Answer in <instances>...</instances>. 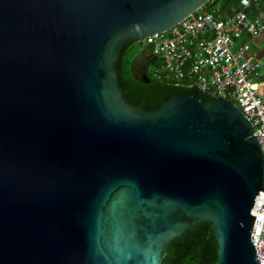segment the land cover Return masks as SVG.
Segmentation results:
<instances>
[{
  "label": "water",
  "instance_id": "95a60500",
  "mask_svg": "<svg viewBox=\"0 0 264 264\" xmlns=\"http://www.w3.org/2000/svg\"><path fill=\"white\" fill-rule=\"evenodd\" d=\"M209 0H0V264H163L208 222L215 264H262L251 241L264 152L229 99L123 98L124 43ZM156 56L143 48L135 79Z\"/></svg>",
  "mask_w": 264,
  "mask_h": 264
},
{
  "label": "built area",
  "instance_id": "2783aa9c",
  "mask_svg": "<svg viewBox=\"0 0 264 264\" xmlns=\"http://www.w3.org/2000/svg\"><path fill=\"white\" fill-rule=\"evenodd\" d=\"M232 1L229 12L209 10L207 2L168 30L136 42L149 46L159 61L151 72L154 78L234 102L251 122L264 152V97L256 82L262 63L248 42H238L244 32L264 30L260 19L250 16L251 8H258L262 0ZM254 212L251 241L264 264V190L255 200Z\"/></svg>",
  "mask_w": 264,
  "mask_h": 264
},
{
  "label": "trees",
  "instance_id": "16d2710c",
  "mask_svg": "<svg viewBox=\"0 0 264 264\" xmlns=\"http://www.w3.org/2000/svg\"><path fill=\"white\" fill-rule=\"evenodd\" d=\"M220 4L219 11L229 12L232 0H215L208 2L207 7L211 8ZM151 51V48H149ZM126 48L118 55L116 62V75L120 85V91L127 103L136 106L140 110L152 111L158 109L167 95L172 93L191 94L193 90L181 89L169 85L165 81L154 78L149 72L151 78L149 83H143L134 78L126 61ZM133 62V61H132ZM156 65L159 61L156 59ZM202 97L207 100L214 98L201 93ZM198 231L194 233L187 229L183 235L169 244L163 264H215L217 257V242L215 240L212 227L209 223L197 225ZM196 262V263H195Z\"/></svg>",
  "mask_w": 264,
  "mask_h": 264
},
{
  "label": "crops",
  "instance_id": "0c3cea01",
  "mask_svg": "<svg viewBox=\"0 0 264 264\" xmlns=\"http://www.w3.org/2000/svg\"><path fill=\"white\" fill-rule=\"evenodd\" d=\"M250 16H255L260 19L264 25V0L258 8H251ZM238 42H248L250 44L251 53L254 54L262 63L260 76L256 79L259 85V93L264 97V30L260 33L244 32L238 39Z\"/></svg>",
  "mask_w": 264,
  "mask_h": 264
},
{
  "label": "rangeland",
  "instance_id": "374dc122",
  "mask_svg": "<svg viewBox=\"0 0 264 264\" xmlns=\"http://www.w3.org/2000/svg\"><path fill=\"white\" fill-rule=\"evenodd\" d=\"M220 4H217L215 6H212L211 8H209V10H218L219 9ZM150 48L149 46L145 45L142 41L139 42H135L134 44L131 45V47L126 51V61L129 62V67L131 69V65H132V61L133 59L138 55V53L143 49V48ZM154 66H156L155 62H151L149 67H148V72L151 74L152 70L155 68Z\"/></svg>",
  "mask_w": 264,
  "mask_h": 264
},
{
  "label": "flooded vegetation",
  "instance_id": "af4514ba",
  "mask_svg": "<svg viewBox=\"0 0 264 264\" xmlns=\"http://www.w3.org/2000/svg\"><path fill=\"white\" fill-rule=\"evenodd\" d=\"M136 41L135 40H130V41H128V42H126V43H124V45H123V47H122V50L124 49V48H126V51L131 47V45L132 44H134ZM146 49H148L149 50V48L148 47H146ZM121 50V51H122ZM120 51V52H121ZM150 51V50H149ZM203 223H208V222H201V223H197L196 225H195V229L194 230H191L193 233L195 232V231H198V228H197V225L198 224H203ZM217 253V252H216ZM217 258V257H216ZM215 262H216V259H215ZM196 263V262H195ZM194 264V263H193ZM206 264H208V263H206Z\"/></svg>",
  "mask_w": 264,
  "mask_h": 264
}]
</instances>
